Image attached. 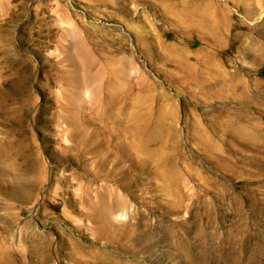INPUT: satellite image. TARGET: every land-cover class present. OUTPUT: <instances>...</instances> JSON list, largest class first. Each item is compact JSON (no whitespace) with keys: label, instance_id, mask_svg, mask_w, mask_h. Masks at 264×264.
<instances>
[{"label":"rangeland","instance_id":"1","mask_svg":"<svg viewBox=\"0 0 264 264\" xmlns=\"http://www.w3.org/2000/svg\"><path fill=\"white\" fill-rule=\"evenodd\" d=\"M0 264H264V0H0Z\"/></svg>","mask_w":264,"mask_h":264}]
</instances>
